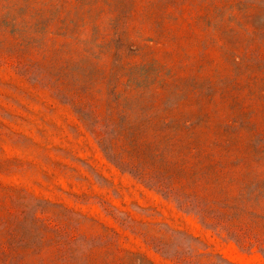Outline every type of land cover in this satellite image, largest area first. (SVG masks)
<instances>
[{
	"label": "rangeland",
	"instance_id": "obj_1",
	"mask_svg": "<svg viewBox=\"0 0 264 264\" xmlns=\"http://www.w3.org/2000/svg\"><path fill=\"white\" fill-rule=\"evenodd\" d=\"M0 264H264V0H0Z\"/></svg>",
	"mask_w": 264,
	"mask_h": 264
}]
</instances>
